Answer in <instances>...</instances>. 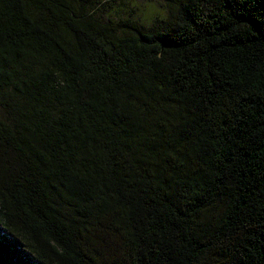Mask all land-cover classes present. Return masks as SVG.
I'll return each mask as SVG.
<instances>
[{
    "label": "trees",
    "instance_id": "16d2710c",
    "mask_svg": "<svg viewBox=\"0 0 264 264\" xmlns=\"http://www.w3.org/2000/svg\"><path fill=\"white\" fill-rule=\"evenodd\" d=\"M133 2L0 0V264H264V0Z\"/></svg>",
    "mask_w": 264,
    "mask_h": 264
},
{
    "label": "rangeland",
    "instance_id": "374dc122",
    "mask_svg": "<svg viewBox=\"0 0 264 264\" xmlns=\"http://www.w3.org/2000/svg\"><path fill=\"white\" fill-rule=\"evenodd\" d=\"M131 3L134 1L139 6V15L143 17L145 21L152 20L155 17H163L164 13V0H124ZM133 2V4H134Z\"/></svg>",
    "mask_w": 264,
    "mask_h": 264
}]
</instances>
